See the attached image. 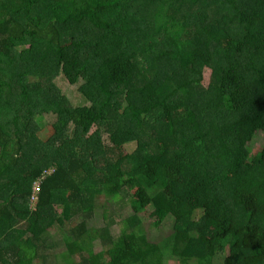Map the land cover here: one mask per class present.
<instances>
[{"label":"trees","instance_id":"1","mask_svg":"<svg viewBox=\"0 0 264 264\" xmlns=\"http://www.w3.org/2000/svg\"><path fill=\"white\" fill-rule=\"evenodd\" d=\"M149 3L167 12L138 17ZM45 114L43 141L28 129ZM261 132L264 0H0V264H264ZM132 143L138 159L121 154ZM124 191L119 236L104 213L92 227ZM139 214L173 233L150 242Z\"/></svg>","mask_w":264,"mask_h":264},{"label":"rangeland","instance_id":"2","mask_svg":"<svg viewBox=\"0 0 264 264\" xmlns=\"http://www.w3.org/2000/svg\"><path fill=\"white\" fill-rule=\"evenodd\" d=\"M184 9V12L187 13V9L189 6L185 5L182 6ZM210 9L208 10V12ZM157 12L160 15H164L167 12V9H163V7L156 6L154 3L146 4L145 6L141 7L138 13V17L142 19H147L148 21H154L155 16ZM214 13V12H213ZM211 20L213 21V15L211 16ZM181 16L179 14H176L175 20H180ZM148 68L147 66L142 62L139 64V72L136 76V80H140L141 77L145 76L147 74ZM53 84L61 91V93L70 101V103L73 106H80V105H87L88 103L85 102L83 97L79 93V87L82 84L80 81L76 85H69L65 78L63 76L59 75L57 78L53 79ZM165 87V88H164ZM163 91H166L168 88L167 86H164ZM55 121V117L51 115L45 114L42 118V121H38L35 123L30 124L29 126V135L34 133L35 131H38L39 137L43 139V141H46L48 136L52 133V124ZM35 124L38 125V128L35 126ZM102 141L105 147H110L111 144L108 141V136L104 134L102 136ZM264 145V133H258L254 140L251 143V147L253 151L260 149ZM109 150V149H108ZM111 151V150H110ZM111 152H108L105 156V159L108 163L113 164L116 161L115 157H112ZM115 154H118L119 151L114 150ZM121 154L123 156H126L127 154L131 157H136L137 159L140 157V153L137 150L136 144H128L125 145L122 150ZM122 200L118 199H107L104 197L102 198L101 205L105 204V209L98 208L95 212V217L90 224L92 227H102L105 225V221L102 219L103 213L108 216V218H112L114 220V225L111 227V234L113 237L117 238L120 234V231L122 230V227L124 226L123 222H129L130 217L133 215V212L128 205L129 200V194L127 191L122 192L121 195ZM57 213L60 214L61 210L60 208H57ZM137 220H133L135 223L138 221L143 230L146 233V236L148 240L152 243H162L165 239H167L174 231V224L172 219H166L162 224H160L158 227H155L152 223L154 219H149V217L146 214H139L135 216ZM108 220V219H107ZM57 225V224H56ZM54 226L51 228L50 234L53 235V240H59V248L55 251L56 254H62L65 252L66 248L63 245L62 242V235L60 234V231L58 229V226ZM101 250V246L98 241L93 243L92 251L95 253ZM221 259H217L216 264H220ZM165 264H179V261L176 258H173L171 256H167L165 259Z\"/></svg>","mask_w":264,"mask_h":264},{"label":"built area","instance_id":"3","mask_svg":"<svg viewBox=\"0 0 264 264\" xmlns=\"http://www.w3.org/2000/svg\"><path fill=\"white\" fill-rule=\"evenodd\" d=\"M39 190H40V183L39 182H36L34 183L33 185V197H32V202H35L36 199H37V194L39 193Z\"/></svg>","mask_w":264,"mask_h":264}]
</instances>
